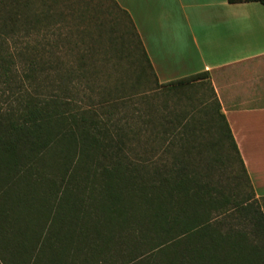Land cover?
I'll return each instance as SVG.
<instances>
[{
	"label": "trees",
	"instance_id": "obj_1",
	"mask_svg": "<svg viewBox=\"0 0 264 264\" xmlns=\"http://www.w3.org/2000/svg\"><path fill=\"white\" fill-rule=\"evenodd\" d=\"M252 1L264 4L228 0ZM33 2L0 0V264H264V211L209 72L156 81L158 89L176 92L210 85L216 107L206 113L218 116L217 137L205 145L225 150L231 172L222 177L226 180L214 178L219 158L207 154L206 166L197 164L192 148L177 152L165 135L154 160L133 123H111L115 106L107 99L78 111L66 94L41 97L25 88L35 75L50 78L57 68L47 59L46 45L17 47L20 37L50 19L48 12L31 15ZM111 48L122 59L112 39ZM60 77L61 90L68 93L63 86L68 79ZM150 93L136 84L121 90L124 104L144 99L137 110L142 132L155 124ZM167 117L164 134L176 122L184 125V117ZM194 122L185 123L188 136ZM135 141L138 159H131L127 151ZM244 187L251 194L244 195Z\"/></svg>",
	"mask_w": 264,
	"mask_h": 264
},
{
	"label": "rangeland",
	"instance_id": "obj_2",
	"mask_svg": "<svg viewBox=\"0 0 264 264\" xmlns=\"http://www.w3.org/2000/svg\"><path fill=\"white\" fill-rule=\"evenodd\" d=\"M34 1L35 3L33 2L29 7L31 15L34 13L44 15L48 12L51 15L50 19L43 16L45 19L40 21L37 32L20 37L17 47L28 46V49H31L46 45L49 50L47 59L54 61L57 68L50 78H46L43 74H39L40 77L35 75L33 79L26 82L25 88L41 97L56 93L66 94L73 99L74 108L78 111L86 109L92 102L97 103L102 98L107 99L115 106L114 111L113 107L110 108L113 111L111 123L117 122L119 125H124L126 121L133 123L136 137L147 140L149 155L154 160H157L158 155L163 151L164 144L161 138L165 135L170 137V143L167 146L175 148L177 152L181 153L187 147L192 148L197 164L206 166L204 162L207 154L219 158L221 162L218 163L219 165L215 164L218 168H214L215 180L219 177L222 180L224 175L225 178L231 175L230 169L227 168L229 163L226 160L225 150L219 151L217 147L211 148L205 145L209 139L216 141L215 126L218 121V116L214 115L210 119L206 113L209 107H216L215 98L208 83H197L182 92L158 89L157 78L150 73L146 64L143 48L139 36L135 35L136 31L131 24V19L114 0ZM81 11L86 14L85 19L80 16ZM100 30L103 34V42L99 44L95 40ZM111 39L120 50L122 49V59L118 60L114 57L116 52L111 48ZM10 44L12 48L16 47L14 43ZM18 62L24 66L23 62L20 60ZM68 70H71L70 76H66ZM60 75L68 79V84L63 83L65 88H69L68 93L61 90ZM132 84L138 85L140 91L150 90L151 92L152 116L155 118V124L149 126L145 132L138 128L141 122L140 113L137 110L141 111L144 107L142 96H136L127 104L123 103V99L121 100V90H127ZM165 115L168 116L167 118L178 115L180 121L184 117V125L180 126L175 121L176 127L164 134L165 129L162 124ZM210 120L213 123L211 127L208 123ZM186 122H194L196 126L192 129L194 133L190 136L188 133L191 128L185 127ZM130 135L132 137L134 133ZM187 138H189V144H187ZM137 148L135 141L133 150L127 151L131 159H138ZM200 148L202 152L199 151ZM234 159V168L239 170L238 159L236 157ZM244 189L246 190L244 195L251 194L249 187ZM257 200L264 211V196L257 197Z\"/></svg>",
	"mask_w": 264,
	"mask_h": 264
},
{
	"label": "crops",
	"instance_id": "obj_3",
	"mask_svg": "<svg viewBox=\"0 0 264 264\" xmlns=\"http://www.w3.org/2000/svg\"><path fill=\"white\" fill-rule=\"evenodd\" d=\"M115 1L160 83L209 72L256 196H264V4Z\"/></svg>",
	"mask_w": 264,
	"mask_h": 264
}]
</instances>
